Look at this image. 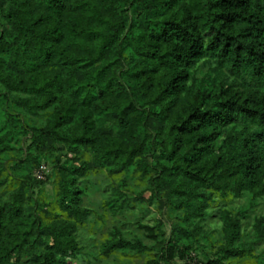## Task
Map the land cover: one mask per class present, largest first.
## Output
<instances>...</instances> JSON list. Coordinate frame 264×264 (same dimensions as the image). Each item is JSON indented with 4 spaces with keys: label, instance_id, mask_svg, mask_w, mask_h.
Listing matches in <instances>:
<instances>
[{
    "label": "trees",
    "instance_id": "1",
    "mask_svg": "<svg viewBox=\"0 0 264 264\" xmlns=\"http://www.w3.org/2000/svg\"><path fill=\"white\" fill-rule=\"evenodd\" d=\"M200 63L208 69L198 78ZM0 106V151L15 130L30 134L13 168L54 156L58 170L52 203L35 197L42 180L32 174L0 196V264H75L93 213L81 178L94 170L118 183L113 214L129 204L130 179L169 213V232L152 246L113 225L104 255L232 264L264 238V214L247 241V211L226 208L264 196V0H0ZM221 206L222 243L201 263L194 240Z\"/></svg>",
    "mask_w": 264,
    "mask_h": 264
},
{
    "label": "rangeland",
    "instance_id": "2",
    "mask_svg": "<svg viewBox=\"0 0 264 264\" xmlns=\"http://www.w3.org/2000/svg\"><path fill=\"white\" fill-rule=\"evenodd\" d=\"M207 69L208 65L200 63L196 70V76L201 78L207 72ZM41 117L44 118V116ZM7 124V117L0 106V134H3L8 128ZM30 141V134H23L15 130L8 135L7 140L4 142V148L0 151V164L5 166V170L1 175V179L5 181L0 183V196L3 198L9 197L24 175L32 174L33 177L42 180L40 184L35 185L32 189L35 197L43 202L52 203L57 197L58 187V170L54 156H47L39 166L25 165L24 168H17L16 170L13 168L15 162L26 154ZM65 151L61 145L55 148V153L61 161H64L67 157ZM128 183H130V188H124L130 196L129 204L123 211L113 214L110 210L109 196L113 186L118 184L117 181L104 170H94L87 178H81V186L84 189V204L93 209V213L80 226L78 239L84 250L78 257L73 259L75 264H148L149 260L155 256V252L117 251L110 255L102 253L104 242L113 225L121 227L127 237H140L151 246L160 242V231L166 230L169 232L170 230L167 220L168 211L161 209L158 202H151L148 195L143 197L139 195L145 185L138 182L137 179H130ZM226 205L228 210L240 216L243 210L247 211V216L241 218L243 240H256L253 230L254 216L264 214V196L253 200L251 196L247 195ZM220 209H222V206L210 209V215L203 223L207 232L199 236L198 240H194L193 252L201 263L214 255L218 246L222 243V229L225 222ZM141 224L148 225L150 229L141 228ZM263 251L264 238L256 240L252 257L234 259L232 264H259L258 260L264 264V258L257 259L254 257V255H260ZM25 260L24 257L23 261ZM183 263V260L177 259V264Z\"/></svg>",
    "mask_w": 264,
    "mask_h": 264
}]
</instances>
